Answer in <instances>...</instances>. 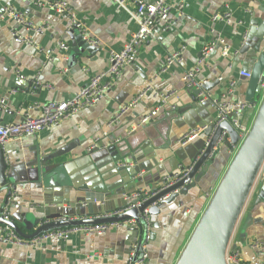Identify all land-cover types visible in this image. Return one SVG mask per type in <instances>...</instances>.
Instances as JSON below:
<instances>
[{"label":"crops","instance_id":"1","mask_svg":"<svg viewBox=\"0 0 264 264\" xmlns=\"http://www.w3.org/2000/svg\"><path fill=\"white\" fill-rule=\"evenodd\" d=\"M64 1L84 25L87 37L96 42L98 51L94 55L71 52L72 39L67 33L70 21L66 16L47 7L38 8L28 0H0V13L5 8H14L34 26L44 28L36 33L9 18L0 21V98L6 101V106L0 108L1 124L18 123L25 115L38 116L40 106L72 99L91 75L108 70L109 53L121 50L136 30L132 16L134 0H123V5L112 0ZM183 5L179 14L177 1L172 0L169 30L154 31L139 48L135 62L124 69L97 104L33 137L11 140L2 148L7 170L6 184H0V214L9 198V214L15 222L22 217L32 221V216L57 210H66L72 218L91 219L123 208V194L147 193L165 177L187 166L206 138L202 131L186 144L182 145L179 140L190 131L211 124L217 114L208 102L195 103L184 89L182 77L216 38L220 41L202 67L197 82L218 80L207 96L222 95L229 81L219 80L230 74L234 59L240 53V62L230 79L238 81L231 99L245 101L248 78L239 74L243 64L246 68L249 64L248 70H251L257 54L245 46L243 36L255 22L256 36L262 38L260 50L264 47V0H184ZM225 12L231 14L232 23L211 20L213 15ZM12 30L28 35L33 45L15 41L10 36ZM58 43L67 45L69 50H60ZM180 48H184L182 62L160 73L166 55ZM224 48L228 50L225 56ZM27 82H32L30 88ZM148 86L151 90L137 106L112 122L121 106ZM171 93L174 95L168 99L161 98ZM178 95L179 101H175ZM260 100L261 97L243 115L242 121L247 126H252ZM156 106L160 108L157 115L138 126ZM93 143L104 148L120 145L123 152L132 154L128 158L140 167V173L114 192L94 193L83 189L84 182L74 173L87 165L85 155ZM43 156L51 157L49 170L52 171L35 181L37 167L29 165ZM233 156L231 150H224L200 179L191 198L183 200L181 205H177V200L162 205L158 215L150 216L151 237L147 250L151 262L148 264H177L210 201L208 193L216 190ZM69 177L73 182L70 183ZM92 198L100 200L101 205L89 203ZM84 202H88L85 207ZM138 239L137 231L124 226L112 228L101 236L73 235L66 241L49 240L37 249L0 243V264H125L130 247ZM257 240L264 241V202L255 204L253 192L240 214L228 248L238 250L247 264H264V252L251 248Z\"/></svg>","mask_w":264,"mask_h":264},{"label":"water","instance_id":"2","mask_svg":"<svg viewBox=\"0 0 264 264\" xmlns=\"http://www.w3.org/2000/svg\"><path fill=\"white\" fill-rule=\"evenodd\" d=\"M256 32V24L253 22L246 33L245 46L254 49L257 56L251 70H248L249 64L247 63V68L243 64L242 72L249 74L248 85L244 92L245 101L254 104L258 96H261V102L250 131L242 142H239L237 132L228 122L217 124L214 120L205 126L203 136L206 140H203L196 149L190 163L180 167L179 172L176 173L178 181L172 179L175 174H170L168 176L172 179L170 186L165 187V182L162 180L153 190L147 192V199L144 202L116 217L82 220L80 216H77L76 220L63 221V218L72 217L66 210H57L50 214L44 213L42 216H32V221L24 217L16 222L11 217L9 221H4L0 216V225H8L21 238L31 239L56 228L109 224L130 219L138 222V216L145 210L150 216H156L160 213V206L170 204L175 200H177V205H181L183 200L191 198L192 192L198 187L200 179L209 172L216 157L224 150L232 151L231 146L233 145L237 147V151L177 261V264H226L224 259L226 250L252 190L255 192V204L264 202V179L256 185L257 175L264 161V91H262L264 87V47L260 50L262 38L257 37ZM68 35L72 39L71 52L73 54L86 53L92 56L98 51L76 30H72ZM251 42L256 43L252 45ZM246 47L242 52L246 50ZM239 56L240 53L234 59L235 64L232 65L230 74L219 81H230L236 64L240 62ZM216 84L218 80L213 83L206 82L200 88L186 91L193 97L195 103L199 104L198 95L209 93ZM31 86L32 82H27V88ZM178 98L179 95L175 101H179ZM85 156L87 165L78 172L75 171L74 174L84 182L83 189L94 193L117 191L134 180L140 173V167L128 158H131L132 154L128 151L123 152L120 145L109 148L97 146L88 151ZM50 158L49 156L39 157L29 165L37 167L35 181L38 179L40 181L43 176H47L52 171L49 170ZM6 170V159L0 148V184L2 186L6 184ZM71 179L69 177L70 183L73 182ZM165 197L167 198L162 200ZM132 204L136 202L132 201ZM124 206L126 207L127 204ZM31 230H33L32 233H27Z\"/></svg>","mask_w":264,"mask_h":264},{"label":"built area","instance_id":"3","mask_svg":"<svg viewBox=\"0 0 264 264\" xmlns=\"http://www.w3.org/2000/svg\"><path fill=\"white\" fill-rule=\"evenodd\" d=\"M34 6L38 8L47 7L50 8L58 15H64L70 21V26L67 29V33H70L72 30H76L78 33L82 34L83 38L93 47H97L96 42L90 40L87 37L86 29L82 23H80L73 10L70 8L68 3L64 0H28ZM120 5H123V0H112ZM177 1V12L181 14L184 7V0ZM172 0H153L152 2H145L143 0H134L135 10L132 14L133 20L136 24V30L130 36L127 44H125L121 50L112 51L108 56V70L100 74L91 75L88 83L83 86L79 92L70 100L63 102H50L46 105L40 106L41 113L38 116L25 115V117L18 123L11 124H1L0 123V148L2 149L9 141L14 139L30 138L35 136L37 133L58 125L61 121L73 116L79 111L86 109L88 107L94 106L97 104L102 96L111 88L114 81L119 79L124 69L133 64L138 55L139 48L148 41L155 30L160 29L162 31L169 30L171 25V7ZM5 18H9L15 21L19 26L26 29H31L36 33H41L44 28L43 26H34L29 22L22 14L17 12L14 8H5L2 13H0V21ZM211 20L213 22L221 21L226 24L232 23L231 14L225 12L223 14H215L212 16ZM241 24V22H238ZM10 36L17 42H22L28 45H33L31 38L28 35L21 34L17 30H12ZM246 33L243 36V42L245 43ZM219 38H216L209 45H207L201 53V57L195 63V66L184 73L182 77V82L184 89L200 88L201 83L197 82L198 75L205 65L209 55L214 52L216 43L219 42ZM57 47L60 50L67 52L69 47L63 43H58ZM184 48H180L176 51L169 52L165 59L163 66L160 70V73H166L169 68L173 65L179 64L182 62V55ZM227 48L223 49L222 54L227 55ZM240 77L249 78V74L241 72ZM237 79H232L229 81L227 90L217 98H212L206 94H199V103L208 102L212 108L216 110V123L228 122L232 128L237 132L239 137V142H242L248 135L250 128L243 123L242 118L245 112L253 107L252 103L246 101H233L231 96L235 87L237 86ZM49 88L48 86H45ZM151 88L148 86L146 89L141 91L135 96L129 103L121 106L120 110L115 114L112 122L118 121L121 116L127 113L129 110L135 108L139 101L149 92ZM264 90V87L262 88ZM13 93V92H12ZM174 93L161 96L164 100L173 96ZM6 106V101L4 98H0V108ZM38 108V107H36ZM159 106H156L152 112L147 116L142 118L138 126L148 123L153 117H155L159 111ZM174 110V107L172 108ZM204 128H197L190 131L188 134L183 136L179 140V143L186 144L191 139H193L197 134L204 131ZM135 128L131 129L130 132H133ZM97 147V143H93L92 146L88 148V151ZM233 154L236 153L237 147L231 146ZM261 178V179H260ZM173 180L178 181L179 178L175 174L172 178ZM172 179L165 177L163 181L165 182V187L170 186ZM264 179V161L261 165V168L258 172L256 185L260 180ZM215 190H212L208 193L209 198L211 199ZM254 190H252V193ZM147 199V193L141 191H135L132 193H127L122 195V200L124 205L123 208L108 211L99 216L93 218H113L118 215H121L131 209L136 208L139 204L144 202ZM132 201H135L136 204H132ZM95 205H101V201L97 198H92L88 201ZM88 202L82 204L83 207L87 205ZM9 204L10 199L7 198L5 204L1 209L0 216L4 221L10 220L9 214ZM86 217H83L82 220H86ZM139 221L136 222L133 219L126 220L124 222H115L109 224H97V225H80L72 226L65 228H56L44 232L34 238L24 239L21 238L16 232L9 227L8 225H0V243L11 245L23 249H37L41 248L49 240H58L66 241L73 235H82V236H101L105 234L108 230L112 228H121L129 227L137 231L139 239L138 242L131 246L127 257L125 259V264H148L151 262L149 256L147 245L151 237V220L148 211L145 210L142 214L138 216ZM63 221L66 220H76V218H63ZM253 250H259L264 252V241H254L251 244ZM226 264H247L241 258L240 252L238 250H231L227 248L225 256Z\"/></svg>","mask_w":264,"mask_h":264},{"label":"rangeland","instance_id":"4","mask_svg":"<svg viewBox=\"0 0 264 264\" xmlns=\"http://www.w3.org/2000/svg\"><path fill=\"white\" fill-rule=\"evenodd\" d=\"M262 91H264V90H262ZM248 127H251V124Z\"/></svg>","mask_w":264,"mask_h":264},{"label":"trees","instance_id":"5","mask_svg":"<svg viewBox=\"0 0 264 264\" xmlns=\"http://www.w3.org/2000/svg\"><path fill=\"white\" fill-rule=\"evenodd\" d=\"M261 96H258V99L260 98Z\"/></svg>","mask_w":264,"mask_h":264}]
</instances>
